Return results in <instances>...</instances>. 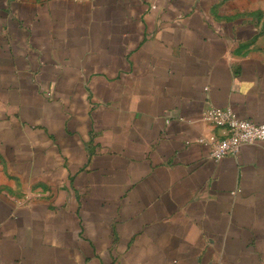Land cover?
<instances>
[{
    "label": "crops",
    "instance_id": "1",
    "mask_svg": "<svg viewBox=\"0 0 264 264\" xmlns=\"http://www.w3.org/2000/svg\"><path fill=\"white\" fill-rule=\"evenodd\" d=\"M211 107L264 121V0H0V264H264Z\"/></svg>",
    "mask_w": 264,
    "mask_h": 264
},
{
    "label": "built area",
    "instance_id": "2",
    "mask_svg": "<svg viewBox=\"0 0 264 264\" xmlns=\"http://www.w3.org/2000/svg\"><path fill=\"white\" fill-rule=\"evenodd\" d=\"M203 117L214 126L226 130L224 136L215 137L208 142L211 146L210 157L214 159L229 155L237 156L244 144L264 140V121L256 122L251 118H240L230 108L211 107L205 110ZM198 141L206 140L200 137Z\"/></svg>",
    "mask_w": 264,
    "mask_h": 264
}]
</instances>
